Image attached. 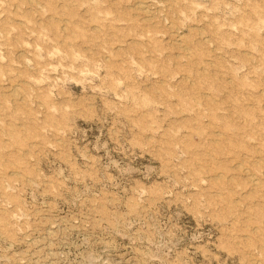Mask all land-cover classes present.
Wrapping results in <instances>:
<instances>
[{
  "label": "rangeland",
  "instance_id": "obj_1",
  "mask_svg": "<svg viewBox=\"0 0 264 264\" xmlns=\"http://www.w3.org/2000/svg\"><path fill=\"white\" fill-rule=\"evenodd\" d=\"M0 264H264V0H0Z\"/></svg>",
  "mask_w": 264,
  "mask_h": 264
}]
</instances>
